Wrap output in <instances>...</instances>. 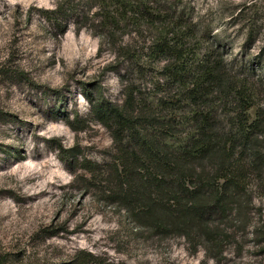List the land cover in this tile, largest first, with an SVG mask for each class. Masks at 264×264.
Masks as SVG:
<instances>
[{"label":"rangeland","instance_id":"374dc122","mask_svg":"<svg viewBox=\"0 0 264 264\" xmlns=\"http://www.w3.org/2000/svg\"><path fill=\"white\" fill-rule=\"evenodd\" d=\"M165 31L188 64L218 66L200 100L167 81L170 54H151ZM129 89L137 127L101 120L95 106L123 108ZM200 137L213 151L188 177L139 146L186 160ZM190 192L210 202L199 223L165 203ZM81 251L100 264H264V0H0V257Z\"/></svg>","mask_w":264,"mask_h":264},{"label":"trees","instance_id":"16d2710c","mask_svg":"<svg viewBox=\"0 0 264 264\" xmlns=\"http://www.w3.org/2000/svg\"><path fill=\"white\" fill-rule=\"evenodd\" d=\"M175 27H173V32H175ZM168 38V32L165 31L162 34V38L160 41L157 42L151 46V54H155L157 56H163V55H169L172 59L170 60V63H166L164 65V70L167 72L166 79L167 81L172 80V83L179 84L180 86H184V90L186 92V95L190 100H200L198 98H203V95H207L204 90L206 85H215L216 83L220 82L218 79V66L213 64L211 60L209 59L208 55H205L202 57L201 60H199L195 64H188L186 62L187 54H186V44H184V41L182 38L177 39V41H170ZM173 42V43H171ZM161 44V45H160ZM158 47V48H157ZM165 56V59H166ZM168 57V56H167ZM170 58V57H169ZM187 78H189L190 81L187 85L185 84ZM132 88V87H131ZM130 88V89H131ZM209 88V87H208ZM128 91L127 101L126 105L123 108L119 107H111V106H103V105H97L94 108V111L99 116V118L103 121L110 120L111 118H115V120H118L120 125L124 126H135L137 127L138 121H135L133 118H130L127 114V111H129L130 103L131 101L136 102L134 99L135 92L133 90ZM239 114L236 115V120L238 122H241L242 124L247 122H242L241 117H237ZM137 119H140L139 117ZM149 122H152V119L150 116H148ZM140 147H142L145 150L144 156L147 159L148 163H155V168L161 170L162 172L168 173L170 175H180L188 177L190 174L189 172L193 169V166L197 163V160H199V157L206 156L210 151H213L211 147V141L207 138L200 137L199 139L196 138L194 141H190L188 145H186L185 154H186V160H181V157L178 156L177 159H173V156L169 153H166L161 158H157L160 156V150L157 148L147 147L143 141L140 142ZM142 152V151H141ZM162 152V151H161ZM136 158V157H135ZM227 161L229 160L228 157H225ZM226 161V160H225ZM229 162V161H228ZM232 165L237 166V162H230L227 166H222V171H227L230 173V170L232 168ZM238 168V167H237ZM193 172V171H192ZM232 176V175H231ZM226 176L224 177L227 182L232 181L233 179H241L236 177ZM154 177V180L152 179ZM151 177L155 185L162 186V178L159 180L155 174H153ZM188 191V189H187ZM191 196L187 200L186 203H183L181 206L180 203L175 201L177 198L173 197L172 200L174 201H167L165 202L167 205V208L169 211L173 210L178 212L179 215H181L184 219H188L191 217V219L196 220L198 223L200 220L203 219L205 213L207 212L208 208H210V202H207V200L204 198L201 199V194L190 192ZM124 198L126 200H130L128 195H125ZM190 198H193V201L190 200ZM221 200L223 199H216L215 203H217L219 206H221V210H225L226 206L221 203ZM132 201V200H131ZM172 202V203H171ZM134 203V202H133ZM148 205V204H147ZM145 207V205H143ZM148 209V208H147ZM173 209V210H172ZM178 209H181L180 211ZM149 210V209H148ZM190 219V220H191ZM159 225V223H158ZM212 241L217 238L216 233L212 232L209 235ZM7 259L6 257H0V264H6ZM58 264H100V259L96 257L92 253L88 252H78L76 256L69 262L64 263H58Z\"/></svg>","mask_w":264,"mask_h":264}]
</instances>
